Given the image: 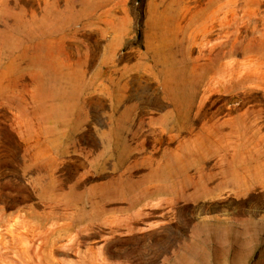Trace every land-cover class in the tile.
<instances>
[{
    "label": "rangeland",
    "instance_id": "obj_1",
    "mask_svg": "<svg viewBox=\"0 0 264 264\" xmlns=\"http://www.w3.org/2000/svg\"><path fill=\"white\" fill-rule=\"evenodd\" d=\"M0 264H264V0H0Z\"/></svg>",
    "mask_w": 264,
    "mask_h": 264
}]
</instances>
